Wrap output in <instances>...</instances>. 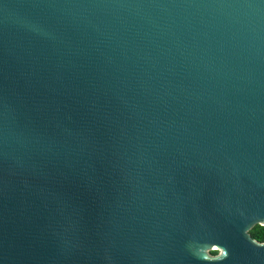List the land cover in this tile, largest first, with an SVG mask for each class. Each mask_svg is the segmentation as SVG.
<instances>
[{
  "label": "water",
  "instance_id": "water-1",
  "mask_svg": "<svg viewBox=\"0 0 264 264\" xmlns=\"http://www.w3.org/2000/svg\"><path fill=\"white\" fill-rule=\"evenodd\" d=\"M254 226L264 0H0V264H264Z\"/></svg>",
  "mask_w": 264,
  "mask_h": 264
},
{
  "label": "trees",
  "instance_id": "trees-1",
  "mask_svg": "<svg viewBox=\"0 0 264 264\" xmlns=\"http://www.w3.org/2000/svg\"><path fill=\"white\" fill-rule=\"evenodd\" d=\"M249 236L257 242L264 241V227L254 226L248 231ZM210 254L214 255L216 252L211 251Z\"/></svg>",
  "mask_w": 264,
  "mask_h": 264
},
{
  "label": "clouds",
  "instance_id": "clouds-1",
  "mask_svg": "<svg viewBox=\"0 0 264 264\" xmlns=\"http://www.w3.org/2000/svg\"><path fill=\"white\" fill-rule=\"evenodd\" d=\"M207 248H208V247H207ZM207 248H205V249H204V251H203V254H204V252H205V250H206ZM226 255H227V254H226V252L224 251L223 258H225V257H226ZM203 256H204V255H203ZM204 258H205V256H204Z\"/></svg>",
  "mask_w": 264,
  "mask_h": 264
},
{
  "label": "flooded vegetation",
  "instance_id": "flooded-vegetation-1",
  "mask_svg": "<svg viewBox=\"0 0 264 264\" xmlns=\"http://www.w3.org/2000/svg\"><path fill=\"white\" fill-rule=\"evenodd\" d=\"M260 227H264V226H260ZM264 242V241H263Z\"/></svg>",
  "mask_w": 264,
  "mask_h": 264
}]
</instances>
